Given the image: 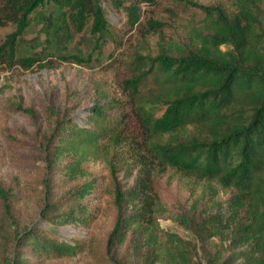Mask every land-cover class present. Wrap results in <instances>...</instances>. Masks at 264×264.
Masks as SVG:
<instances>
[{"label":"trees","instance_id":"1","mask_svg":"<svg viewBox=\"0 0 264 264\" xmlns=\"http://www.w3.org/2000/svg\"><path fill=\"white\" fill-rule=\"evenodd\" d=\"M156 2L0 0V27L14 26L0 44V62L27 68L40 61L17 58L16 44L33 12L46 3L60 10L72 34L90 31L98 49L108 27L104 3L123 11L135 26L140 24L142 7ZM259 2L233 0L230 11L199 6L204 19L192 45L173 54L160 49L153 56L135 55L134 68L120 88L126 94L127 116L141 135L138 143L126 136L122 119L126 114L113 119L120 107L117 102L94 101L84 124L73 116L79 105L63 115L48 110L49 170L77 182L58 198L45 182L41 220L55 227L86 229L99 215L92 206L101 199L98 192H105L114 211L101 258L108 264H131L117 255L124 247H131L140 264H201L194 259L195 246L161 228L160 219L192 233H209L221 241L219 245L230 240L228 247L234 246L230 256H225L227 248L215 245V252L206 253L205 264H264V8ZM147 27L160 31L164 26L149 19ZM60 60L82 65L89 59ZM106 141L122 149L128 146L119 160L107 161V186L89 167L105 153ZM3 165L0 157V169ZM153 166L215 182L233 193L224 201L211 200V205L200 197H184L179 189L161 184ZM17 198L18 189L0 183V264H44L87 250L84 242L56 236L57 229L34 225L8 233ZM67 203L69 211L61 212V204Z\"/></svg>","mask_w":264,"mask_h":264},{"label":"rangeland","instance_id":"2","mask_svg":"<svg viewBox=\"0 0 264 264\" xmlns=\"http://www.w3.org/2000/svg\"><path fill=\"white\" fill-rule=\"evenodd\" d=\"M156 1L154 6L142 7L140 24L135 26H130L123 11H116L104 3L108 27L98 49L94 48L95 37L90 31L72 34L64 26L60 10L46 3L33 12L27 29L16 44L17 58L33 57L40 61L27 68L0 62V157L4 160L0 169V183L18 189V198L12 207L13 225L8 233L36 225L57 229L56 236L67 242L77 240L87 245V250L81 255L49 260L44 264H108L101 258L107 234L114 222V211L105 192H98L101 199L92 206L97 207L99 215L86 229H78L73 225L55 227L39 217L45 201V182L53 186L55 198L77 182V179L69 180L49 170L46 162L50 146L47 142L50 135L48 110L63 115L73 106L79 105L72 114L84 124L83 117L87 116L86 111L94 101L117 102L120 107L113 112V119L126 114L122 117L126 120V136L132 139V144L138 143L141 135L135 121L127 116L126 94L120 88V82L134 68L131 63L135 55L153 56L160 49L169 54L179 52L195 42L194 32L201 28L204 19L199 6H221L230 11L234 5L233 0ZM259 4L263 9L264 0H260ZM149 19L162 23L163 29L150 31L147 27ZM13 30L11 24L0 27V44ZM62 56L89 60L77 65L60 60ZM103 144L105 153L98 160L90 162L89 167L106 184L107 161L119 160L120 154L125 153L122 150L128 146L122 149V145L114 147L111 142ZM124 160L128 161L127 158ZM152 171L158 174L161 184L170 185V190L179 189L184 197H200L209 205L214 203L211 200L224 201L226 196L233 193L231 189H223L215 182L198 181L169 168L159 170L154 167ZM69 204H61V212H68ZM159 226L191 242L196 249L194 259L201 264L206 262V253L215 252V245L217 249H221V246L227 248L226 257L234 249L232 245L228 247L230 240L219 245L221 241L217 237H210L209 233H192L171 220L160 219ZM117 255H124L125 262L140 264L139 260L133 259L131 247H124ZM237 262H241V259ZM33 263L37 264L36 261Z\"/></svg>","mask_w":264,"mask_h":264}]
</instances>
